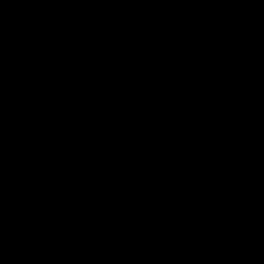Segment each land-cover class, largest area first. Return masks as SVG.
Instances as JSON below:
<instances>
[{"label": "trees", "instance_id": "16d2710c", "mask_svg": "<svg viewBox=\"0 0 264 264\" xmlns=\"http://www.w3.org/2000/svg\"><path fill=\"white\" fill-rule=\"evenodd\" d=\"M0 264H264V0H0Z\"/></svg>", "mask_w": 264, "mask_h": 264}]
</instances>
